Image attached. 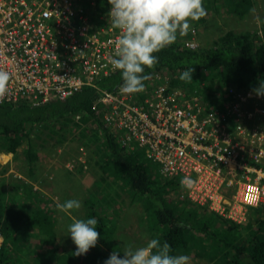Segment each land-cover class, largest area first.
<instances>
[{
    "label": "trees",
    "instance_id": "16d2710c",
    "mask_svg": "<svg viewBox=\"0 0 264 264\" xmlns=\"http://www.w3.org/2000/svg\"><path fill=\"white\" fill-rule=\"evenodd\" d=\"M254 2L203 0V6L207 17L221 6L243 17L251 11ZM77 3L86 9L85 1ZM96 11L98 13L94 14ZM101 12L99 5L97 10L87 9L86 14L97 21ZM79 15L82 13L76 16ZM206 16L192 21L195 25L187 36L178 34L174 44L154 54L158 63L153 69H145L144 74L149 78L144 81V90L134 93L140 98L139 105L146 106V98L156 99L160 81L155 79V74L166 72L161 77L169 74L172 78L165 94H172L175 85L183 98L191 100L193 107L197 106L198 118L206 120L220 116L223 110L220 105L225 102L223 96H232L229 92L232 86L254 87L264 80V21L260 30L231 28L223 37H218L219 40L212 41L202 38L197 29L207 24ZM213 23L208 24L217 28L218 20ZM75 24L80 26L81 20ZM92 30L98 29L92 26ZM186 42L191 43V47ZM187 68L195 69L190 83L179 79ZM122 83L120 71L114 70L99 79L95 86L83 85L64 100L32 106L27 96L20 97L18 103H0V152L12 153L22 164V170L27 167V171H21L23 177L36 182L44 172H38L40 148L54 153L70 138H77L79 146L92 147L95 158L90 169L95 173L99 168L102 172L99 177L95 174L94 181L88 184L77 178L78 172L81 175L85 171L93 173L82 164L77 171L63 173L69 198L61 194L62 202L78 200L81 208L73 210L71 215L63 212L60 218L51 199H44L42 193L22 177H19L21 182L6 178L4 175L9 168L0 163V264H77L80 261L100 264L102 251L121 253L120 242H115L114 236L117 216L126 201L124 196L141 208L140 227L161 243L170 244L172 255L194 254L212 264H264V202L249 207L247 222L221 220V217L217 220V214L202 206L188 207L190 201L174 194L179 191L180 181L164 176L163 165L148 158L147 147L138 140L123 143L115 131L90 128L91 121H100L105 114L98 113L95 107L100 91L116 93ZM52 131L58 135L54 143L44 137ZM48 138L52 139L51 135ZM23 145L25 148L21 151ZM146 161L152 165L145 164ZM90 162L89 159L88 165ZM89 218L98 220L96 230L100 238L96 248L75 256L76 245L68 235V226L73 219Z\"/></svg>",
    "mask_w": 264,
    "mask_h": 264
},
{
    "label": "built area",
    "instance_id": "2783aa9c",
    "mask_svg": "<svg viewBox=\"0 0 264 264\" xmlns=\"http://www.w3.org/2000/svg\"><path fill=\"white\" fill-rule=\"evenodd\" d=\"M80 1L83 0H0V70L10 74L8 91L0 103L18 102L20 97L27 96L33 104L62 99L113 69L110 60L115 58L120 33L108 25H95L98 30L83 41L92 24L83 7L75 8ZM87 1L92 7L99 3ZM110 9L111 6L109 12ZM79 12L82 15L76 16ZM76 18L81 20L80 26L75 24ZM100 19L105 21V15ZM89 41L92 52L87 55L82 50ZM164 90L156 92V99L147 98L146 106L130 103L128 94L107 93L102 102L110 107L104 112V119L117 130H113L117 136L124 134L123 143L138 140L146 146L148 158L160 162L168 175L184 174L194 180V187L188 189L191 196L201 200L213 198L219 188L215 176L220 174L221 164L230 165L239 154L236 148L243 149L244 145L235 142L226 113L200 122L195 112L197 106L193 107L191 100L183 104L178 91L166 95ZM238 107L231 104L227 109L234 113L239 111ZM257 112L264 113V109ZM255 116V112H249L247 118ZM177 121L179 128L174 126ZM237 128L244 136H251L252 143L264 139V132L257 128ZM263 154L264 150L259 148L257 161ZM203 169L207 170L204 176ZM257 172L260 178L263 172ZM260 191L264 192L263 188L257 193Z\"/></svg>",
    "mask_w": 264,
    "mask_h": 264
},
{
    "label": "clouds",
    "instance_id": "9594fccd",
    "mask_svg": "<svg viewBox=\"0 0 264 264\" xmlns=\"http://www.w3.org/2000/svg\"><path fill=\"white\" fill-rule=\"evenodd\" d=\"M83 1H85L87 5L86 9H84L83 7L84 13L89 18L92 26L97 25L98 27H106L107 23L110 22L111 27L115 30H118L120 33V38L115 43V58L110 60V64L113 69H110L107 73L102 72L94 79L99 81V79H101L104 75L106 76L112 73L114 70H119L123 83L120 85V88L117 90L116 93L114 91H100L97 100L100 102V104H103V111H99V109L96 108L98 113H104L110 107L109 105H105L104 102H102V97L107 93H113L115 95L128 94L130 95L128 101L130 103L138 104L140 98H137L134 93H139L144 90V81L149 78L147 75L144 74L145 69H153L158 63V57L154 54L174 44L178 38V34L180 37L187 36L191 25H195L192 21H199L201 18H204L207 15L206 9L203 6V0H99V3L95 7L90 6L89 1ZM76 5L78 6L77 8L82 7L81 4L79 5L78 3H76ZM99 5L102 6V12L100 13L101 15H106L104 11L107 12V18L105 16L106 20H102V22L100 18L96 21L94 19H91L90 16L86 14L87 9L97 10ZM110 6L111 9L109 12L108 9ZM222 7L223 6L219 7V10H217L210 16L209 19H207V24L212 21H214L215 23V21L218 20L217 29L214 25L212 27V31H214L215 29L217 31L219 29V31H217L218 35L216 38L220 37L221 35V37H223L225 32L231 29L228 22L231 15L235 14L230 10L228 11L225 7ZM206 18L208 17L206 16ZM225 23H227L228 29L226 26H224ZM92 26H90L89 34L83 38V41H88V38L92 36V33L94 32L92 30ZM199 27L201 28V26ZM221 28H223L222 32ZM220 38H218V40ZM91 48L92 43L91 41H89L88 47L82 50V52L86 53L87 55H90V53L92 52ZM194 71V68H187L180 74L179 79L186 83H190L193 80ZM155 76H157V74H155ZM9 80L10 74L7 71L0 70V100H3L8 91ZM91 85L94 86L93 79ZM167 86L168 85H165L161 88L159 85V88L156 92H158L160 89L166 90L168 88ZM174 89L179 92L177 88L174 87ZM229 90V92L232 94L231 98L229 99L230 101L227 100L222 105H220L223 108V110H221L222 113L227 114V120L233 118L235 120L237 119L238 121H241V116L244 115L245 118H247L249 112H255L256 116L254 119L247 118V120L249 121L248 125H241L249 130H252L253 128H257L259 126V131L264 132V125H259L257 122V119L259 117H264V113L257 112V110L259 109H264L261 104L260 98V101L257 104L259 105V108H252L251 111H248L247 113H241L240 116L238 115V112H242L244 109H246L244 104L249 103V99H253L256 95L264 97V80H261V82L254 87H239L234 85ZM182 96L183 95L179 92V97L182 99L183 104H186V101L189 100H186ZM68 97L69 96L62 99H58L64 100ZM58 99L47 100L45 102H39L34 104L30 99V104H32V106L43 105ZM132 100L134 102H132ZM4 102L5 101H3L2 103ZM255 102L249 107H253L254 105H256ZM231 104H238L239 111L236 110L234 111V113H230L228 109L230 108ZM242 106H244V109H242ZM222 113L220 112V114ZM199 121L201 122L202 120L199 119ZM106 125L108 126V124ZM108 129L111 132L115 130L113 128H110L109 126ZM231 129L232 132L235 134H232L235 142L237 141L241 145H244L243 149H241L240 147L236 148L239 150V154L234 159V161L230 163V165H233L235 163V169L232 170L233 177H235L238 172H249L248 168H253L256 169V172L254 174L257 173L258 177L259 173L257 171H262L263 174L261 176L262 179H264V154L261 157H258V161L255 158V156L259 153V148L264 150V139L260 143H252L251 136H244L243 134L239 133L238 129H234L232 125ZM242 136L243 138H241ZM244 140L246 141L244 142ZM241 150H244L246 152L245 156L241 155ZM3 154L13 155L10 152H3ZM230 165L221 164L222 170L220 174L216 175V173L214 172L216 175L215 178L217 179V184L219 185L218 192L224 199L226 198L223 195V187H225L226 185H231L234 181L227 175L231 172L229 171ZM162 172H164L163 168ZM21 174L22 173L20 171L15 172V170L9 168L8 172L4 176L8 179L15 178L19 182H21L19 177H22V179H26L29 183H32L34 185L35 190H40L41 193L43 192L41 190H43L44 188L43 185L46 184L42 183L40 178H38L36 182H32L31 179H28V176L24 175L23 177ZM175 176L178 177L177 179L180 181V186L182 187V190L180 192L178 191V195L190 201V203L187 205L188 207H190L193 203L192 206L206 208L211 213L221 215L224 219H230L240 223L247 222L245 218L244 221L236 220L235 218L230 216V214L226 215L224 213V210H227V212L229 211L228 203H225V208L223 210L217 209V204H214L216 201V196L213 198H208L204 200V202L199 198H194L193 196H191L188 189L194 187L195 181L187 176L184 177V174H178L173 176L169 174L167 177H170V179H175ZM239 176L240 178H242L241 175H237L238 178ZM240 178L237 179L238 182L245 180L244 177L243 180H240ZM55 179L56 177H54V180ZM263 182L264 180H262L261 188L264 187ZM261 188L259 190H261ZM42 195L44 199H51L53 201L56 214L60 212V218L62 217L63 212L68 215H71L73 210H79L81 208V203L78 200H68L63 203L61 195H59L60 197H53V195L45 196L43 193ZM211 201L212 203L207 206L206 204ZM262 202H264V197L259 198L257 204L248 205L249 207L257 206L259 203ZM214 210L218 211L215 212ZM97 224L98 220L95 218H89L86 220L73 219V222L68 226V235H70L73 243L76 245V251L74 253L75 256L87 254L91 248L96 247L100 238V233L96 230ZM171 252L172 249L170 244H168L167 242L161 243L159 239L153 238L148 240L147 243L141 247H134L132 244H124L123 253L121 254L120 252L113 250L110 257L105 261V264H190L189 256L181 254L172 255Z\"/></svg>",
    "mask_w": 264,
    "mask_h": 264
},
{
    "label": "rangeland",
    "instance_id": "374dc122",
    "mask_svg": "<svg viewBox=\"0 0 264 264\" xmlns=\"http://www.w3.org/2000/svg\"><path fill=\"white\" fill-rule=\"evenodd\" d=\"M255 1L256 2L254 4L253 8L245 16L242 17V16H238L237 14L231 15L229 22H228V24L232 23L231 28H234L236 31L246 30V31H250V32H254L255 30H260V27L262 26V23L264 21V0H255ZM104 12L106 13L105 16L107 18V12L106 11H104ZM209 18L210 17L206 18V21ZM191 26H194V25H191ZM212 27H213V25L208 24V25H201V28L197 27V29L199 31V34H201L202 38L211 39L212 41H214V40H217L216 37L218 35V32L216 31L217 28L214 31H212L211 30ZM227 29H228V27H227ZM186 44L188 46H190L191 43L186 42ZM165 73L166 72L158 73L157 76L155 77L156 80L160 81V87L161 88L163 86L167 85L168 82H170V80L172 78L169 74H166V76L164 78H162L161 75L165 74ZM174 87L176 88L175 85H174ZM174 87H172L173 92L177 93V91H176V89H174ZM200 94H202V93L200 92ZM230 98L231 97L229 95L225 94L223 96L222 101H226V100L230 101L229 100ZM259 98L261 99V104L264 107V97L256 95L253 99L252 98L249 99V101H248L249 103L244 104L246 109H244V106H242V109H244V110L241 113H244V112L247 113L248 111H251L252 108L253 109L259 108V105H257L260 101ZM254 102L256 103V105H254L253 107H249ZM95 107L97 109H99V111H103V104H100V102L98 100L95 101ZM241 117H242L241 121H238L237 119L235 120L233 118H230L228 120V122L234 127V129H238L237 127L241 124L248 125L249 121L247 120V118H245L244 115ZM101 118H102V120L100 119V121H97V120H96V122L91 121V123L88 124L90 126V128L91 129H93V128L97 129V127H98L101 129H103V128L107 129L108 128V126L106 125L107 122L105 121L104 117H101ZM257 120H258L257 122L259 125H264V117H259ZM258 127H257V129H258ZM101 129H99L100 132H102ZM47 133H48V131H47ZM47 133L44 134V137L49 139V141L50 140L53 141V143L56 142V139L58 137L57 133L54 131L51 132L50 135H51L52 139L48 138V136H50V135H47ZM241 138H243V136ZM245 141L246 140H244V142ZM48 145H50V144H48ZM24 148H25V145H23L20 148V150L22 151ZM40 150L41 151H39V157H38V161L40 160L38 172H43V171L44 172L39 176V178L41 179L42 183L46 184V185H43L44 188H43V190H41V191H43L42 193L45 196H52L53 195V197L59 196L62 194L63 198H65V199L69 198V196L67 194L68 190L64 189V181L66 179L64 174L66 173V171H70V172H71V170L75 171L76 168L79 166V164H82L84 166V169L87 170V168H88L89 170H91L90 168H91V165H93V160H94L93 158H95L94 151H93L92 147H89L86 145H84V146L80 145L79 146V142H78L77 138H74V139L70 138L68 141H66V143L63 146H58L57 150H55L54 153L53 152H47L44 148H40ZM241 155L245 156L246 152L244 150H241ZM76 157H78V158L76 159ZM89 159L92 163L90 162L88 165ZM0 163L7 165L8 168H10V169L12 168L13 170H15V172L27 171V167H26V170H22V164L18 163V160L16 158H13L11 154H3V152L2 153L0 152ZM145 164L152 165L148 161H146ZM234 166H235V163L233 165L229 166L230 167L229 171H231V172L229 174H227L228 177L233 179L234 181L232 182L231 185H226L225 187H223L224 188L223 195L226 199L222 198L220 193L217 192L218 195H216V197H215L216 201L214 204H217L216 205L217 209L223 210L225 208V203H228L229 211L227 212V210L226 211L224 210V213L226 215L230 214V216H233L236 220H243L244 221V218H245L247 221H249L250 220L249 219V212L250 211H249V205L248 204H250V205L257 204V201L259 200V198L264 197V192L260 191V193H257V191H259V189L261 188L262 180H264V179H262L261 174H260V179H259L257 173L254 174L255 172H252V174H250L247 171H245V173H243V172L237 173V175L242 176V178H240V176H239L240 180H243V177L245 178L244 181L238 182L237 179H239V178L237 177V175H235V177H233V174H232V170L235 169ZM108 171H110V170H108ZM91 172H93V171L91 170ZM110 172H112V171H110ZM202 173L204 176L207 173V170L203 169ZM77 174H78L77 178L78 179L80 178L79 179L80 181H84L85 183L88 184L91 181L93 182L94 178H96L97 175L99 177L102 174V172L98 168L97 171L95 173L93 172L92 174L90 172L87 173L86 171L82 175L79 174V172ZM95 174H97V175H95ZM54 177H56L55 180H54ZM177 178L178 177L175 176V179H177ZM28 179H30V178L28 177ZM260 181H261V183H260ZM254 188H256V189H254ZM38 189H40V188H38ZM178 189L180 192L182 190V187L180 186V187H178ZM215 189H216V187H215ZM263 190H264V187H263ZM38 191H40V190H38ZM255 192H256V194H254ZM59 193H61V194H59ZM174 194L177 195L178 191H175ZM124 199H126V201L123 205L121 212H119V216H117L118 218L116 219L117 226H116V231H115V236H114V238L116 239L115 242H118V241L120 242L121 254L123 253V245L124 244H132L134 247H141V246H144L148 240L154 238L152 234H149L147 232V230L143 229V227H140L141 219H142L141 208L135 206V204L132 203L128 197L124 196ZM245 201L248 203L246 204ZM203 202H204V199H203ZM211 203H212V201L206 205L208 206ZM192 205H193V203L191 204L190 207H194ZM183 206H185V202L183 203ZM214 211L216 212L218 210H214ZM219 217H221V220L224 219L221 215L217 214L216 219L218 220ZM0 242H1V237H0ZM110 255L111 254L108 251H102L101 255L99 256L100 260H102L100 262V264H105V261L110 257ZM181 255L189 256L190 257V264H212L213 263V262H208L207 259L201 258V257L196 256L194 254L188 255V254L184 253ZM54 263H56V261ZM77 264H87V262L81 263V261H80Z\"/></svg>",
    "mask_w": 264,
    "mask_h": 264
},
{
    "label": "bare ground",
    "instance_id": "6f19581e",
    "mask_svg": "<svg viewBox=\"0 0 264 264\" xmlns=\"http://www.w3.org/2000/svg\"><path fill=\"white\" fill-rule=\"evenodd\" d=\"M96 13H98V12L96 11L94 14H96ZM100 16H101V14H99L98 17L100 18ZM108 20H109V17H108ZM107 25L111 27V23H107ZM99 26H100V24H99ZM93 81H94V86H95L96 83L98 82V80L93 79ZM179 122H180V121H177V122L174 124V126H176V127L179 128V127H180V123H179ZM128 125H130V123H128ZM119 135H120L121 140L125 139V138H124V134L119 133ZM4 157H5V156H4ZM163 175H164V176H168L167 171L164 170Z\"/></svg>",
    "mask_w": 264,
    "mask_h": 264
}]
</instances>
